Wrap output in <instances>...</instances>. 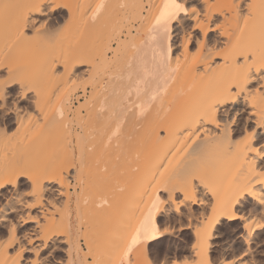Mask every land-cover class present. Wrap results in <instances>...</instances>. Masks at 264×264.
Instances as JSON below:
<instances>
[{"label":"bare ground","instance_id":"6f19581e","mask_svg":"<svg viewBox=\"0 0 264 264\" xmlns=\"http://www.w3.org/2000/svg\"><path fill=\"white\" fill-rule=\"evenodd\" d=\"M177 2L187 11L165 22L166 0H0V81L27 101L0 115V185L23 184L0 207L36 203L30 183L47 201L20 213L40 223L15 240L0 231V264L40 261L45 245L65 264H129V247L146 264L149 211L173 189L201 203L154 217L184 228L168 253L230 264L241 251L250 229L223 226L264 199V0Z\"/></svg>","mask_w":264,"mask_h":264},{"label":"snow or ice","instance_id":"6c2138e0","mask_svg":"<svg viewBox=\"0 0 264 264\" xmlns=\"http://www.w3.org/2000/svg\"><path fill=\"white\" fill-rule=\"evenodd\" d=\"M186 11L187 9L185 6L182 3H178L177 0H166V3L164 4V11L161 12V19L165 22L169 20L178 22L181 14ZM157 22L159 23L160 21L158 20ZM14 83L15 82L10 79L0 81V115H8L10 112H16L18 111V104L27 102L25 98L26 91L17 92L16 87L12 86ZM216 127L219 129L220 125L217 124ZM261 139H264V137H261ZM254 151L264 152V145H261L259 149H254ZM26 178V174H21L19 180L23 181ZM22 187L23 184L20 182H9L7 184L0 185V192H7L9 190L18 191ZM29 187L31 188V191L25 195L36 201V203L25 204L24 197L20 196L17 203L22 207L9 206L6 211L3 207H0V231L4 233L5 237L10 236V238L15 240L18 227L19 231L23 234L25 226L40 223L39 218L36 216H29V219H25L24 215H20L24 209H36L39 211L40 208L43 207V204L47 203L46 200L38 199L40 191L35 183H30ZM172 191L176 192L177 195L173 196L169 193L166 200L157 198V200L152 204V208L150 209L148 216L150 228L143 236L144 242L154 241L158 244L160 242V237L183 233L184 231V228L181 227L180 221L176 223L175 228H167L163 224H157L154 221V217L160 221H164L165 214L169 212L182 217L184 216V213H188L190 215L191 212L189 211V206L201 203L194 190L189 192L185 189H173ZM244 195H250V192H245ZM5 203L7 204L8 201H5ZM237 204H239V201ZM257 205L260 219L253 221V217L256 215V213H253L252 216L247 217V220L253 221L252 223L248 225L241 224V228L247 226L250 229L251 235H249L248 239H244L243 236L241 237V239L244 240L243 247L241 248V251L236 254L235 259L231 260L230 264H264V239L261 240L262 250L258 259H254L256 250L255 248H252V245L249 243V240L254 235L264 237V199L257 200ZM27 214L28 213H25V215ZM243 219L245 218L240 216L233 217L235 222H239ZM183 224L187 225L186 218L183 219ZM21 239L24 240L25 244L34 246V241L27 238V236L22 235ZM141 243L140 233H137V235L132 238V244L140 245ZM16 246L19 247V245ZM250 248L252 250L248 251L247 249ZM31 250L32 249L30 247L21 248L20 252H30ZM132 251L133 249L131 247L125 250V254L129 256V264H131V260L133 259ZM34 254L42 259L40 261H32L31 264H65V260L55 259V256L59 253L55 249L49 248L47 245H45L43 249H37ZM17 255L19 256L20 253L18 252ZM146 264H189V262L184 259L182 253H177L175 257H173L170 253L166 257H162L157 254L156 250H153L152 258L147 260Z\"/></svg>","mask_w":264,"mask_h":264},{"label":"rangeland","instance_id":"374dc122","mask_svg":"<svg viewBox=\"0 0 264 264\" xmlns=\"http://www.w3.org/2000/svg\"><path fill=\"white\" fill-rule=\"evenodd\" d=\"M141 204H143V202H141ZM140 204V205H141ZM249 207L247 206V208L245 207L243 210H241L240 211V213L241 214H243L244 216V218H246L247 219V217L250 215V213L251 214H253L254 212H250V208L248 209ZM249 210V211H248ZM248 213V214H247ZM256 213V216H255V218L256 219H260V216H259V212L257 213V212H255ZM257 214H258V216H257ZM250 216H252V215H250ZM258 217V218H257ZM255 218H253V220L255 219ZM242 221H239V222H235L234 220H232V221H230V223L229 224H225V226H223L224 228V230H225V233H227V234H233L239 227H240V225L242 224L241 223ZM237 226H239V227H237ZM234 230V231H233ZM232 232V233H231ZM173 240H174V238H172V237H170V236H167L166 238H165V240H162L161 241V243H158L157 245H153V246H151L150 248H149V250L150 249H152V250H150V252H149V257L150 258H152V252H153V250H156L157 251V254L158 255H161L162 257H166L169 253H168V251H167V248L169 247V243H171V242H173ZM84 241V240H83ZM84 244H83V246H85L86 244H85V241L83 242ZM261 248V250H262V247H260ZM85 251H87V248H86V246H85ZM59 254L58 255H56L55 257H57V258H59V257H63V255H62V253L61 252H58ZM102 253V252H101ZM168 253V254H167ZM103 254L104 253H102V256H103ZM170 254L173 256L174 254L172 253V252H170ZM184 254V253H183ZM28 255V254H27ZM260 254H257V257L259 256ZM101 256V260L103 259V257H104V261L102 260V262H101V264L102 263H104V264H108L109 262L111 263V262H113V260L111 259V258H109V257H107V256H103L102 257ZM145 257V256H144ZM174 257V256H173ZM141 258H143V257H141ZM141 258H139L138 260H141ZM259 258V257H258ZM108 259H110V261L108 260ZM144 259V258H143ZM112 260V261H111ZM107 261V262H106ZM113 264H115V263H113Z\"/></svg>","mask_w":264,"mask_h":264}]
</instances>
